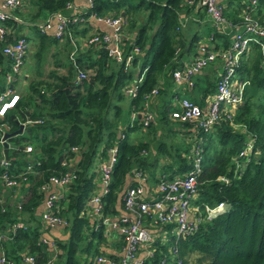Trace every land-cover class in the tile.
<instances>
[{
    "label": "trees",
    "instance_id": "trees-1",
    "mask_svg": "<svg viewBox=\"0 0 264 264\" xmlns=\"http://www.w3.org/2000/svg\"><path fill=\"white\" fill-rule=\"evenodd\" d=\"M29 1V9L22 19L34 27L33 19L45 18L55 11L63 12L65 3L72 0ZM182 1L92 0L90 9L97 13L117 15L123 12L122 26L127 25L126 30L121 26L124 54L135 47L138 50L132 54L129 64L125 66L123 62L115 61L107 55L105 48L94 43L82 49L76 47L70 57L71 37L84 38L90 31L87 22L68 24L62 35L65 39L64 61L55 60V65L63 66L64 70L51 69L45 76L32 79L26 94L19 95L11 114L6 112L4 119L9 124V131L18 127L15 116L11 117L14 112L21 121L32 120L25 123L21 136L19 133L7 138L9 142L23 146L8 149V172L13 175L25 173L18 190L20 198L15 196L13 201L10 196L15 188H5L0 181V195L6 192L0 201V249L8 260L19 264L21 252L34 254L39 262L49 258L48 247L39 241V236L50 229L43 225L40 213L36 211L41 202L43 204L40 186L50 175L69 170L74 174L73 178L64 186V194L55 208L65 220V224L55 226H61L66 237H51L56 248V260L52 264H95L98 254L115 256L108 246L103 224L97 223V218L88 216L85 211L96 186L95 158H105L106 148L117 145L108 190L100 197L102 215L114 218L127 212L122 194L128 186L138 182L136 172L145 175L146 179L148 176L150 182L156 181L161 173L168 176L184 173L190 166L192 149L198 143L202 147L201 170L193 203L201 206L223 201L225 208L214 217L203 219L195 231L180 234L176 255L185 258L183 264H264V48L250 45L235 72L239 80H246L241 102L232 109L221 108L207 130L171 118L168 115L170 104L155 108L145 126L138 116L143 109L144 95L155 86L157 92L163 91L164 88L158 87L161 78L167 86L171 84L172 70L183 64L180 56L185 48L188 51L189 46L197 47L202 42L215 48L229 45L231 32L219 31L210 19L211 25L208 24L205 31L194 32L185 43L179 21ZM219 1L225 18L232 23L238 22L247 0ZM15 12L20 14L17 8ZM137 12L141 13L142 19L136 16ZM251 17L264 25V0L257 1ZM22 23L14 21L13 15L4 21L6 27L13 24L17 30ZM35 31L38 38L36 54L41 57L57 38L49 31ZM19 35L28 38L20 32L10 39L7 32L0 45ZM2 61L0 53V90L6 70ZM78 71H83L85 76L76 79ZM135 75H141L140 81L135 94L129 96L124 88ZM208 76L200 77L201 86L207 81L201 94L196 93L199 88L195 78L193 85L184 90L189 95L194 93L192 100L201 108L206 104L207 94L215 90L216 77ZM133 111L135 117L129 123ZM156 124L159 127L165 125L169 132L178 134L181 143L168 145L162 139L156 140V133L146 138L140 136L146 131L152 133ZM130 134H133L132 138ZM26 144L31 146L29 151L24 149ZM247 145L249 149L240 153ZM218 176H224L227 181ZM19 221L21 225L12 230L13 224ZM145 221L154 235L151 242L154 251L145 258L144 264H174L176 256L171 253L174 235H165L172 231L173 224ZM109 242L120 252L124 237L116 233L110 236Z\"/></svg>",
    "mask_w": 264,
    "mask_h": 264
},
{
    "label": "built area",
    "instance_id": "built-area-1",
    "mask_svg": "<svg viewBox=\"0 0 264 264\" xmlns=\"http://www.w3.org/2000/svg\"><path fill=\"white\" fill-rule=\"evenodd\" d=\"M85 7L81 10L72 1L65 3V11H55L45 18L32 22L34 28L38 32H50L57 40L62 38L68 24L75 23L82 25L91 19L93 22H100L107 26L110 32L100 31L96 28L91 29L90 33L82 38L84 45L96 44L106 49L107 55L117 62H123L125 66L129 64L132 54L137 52V48H133L128 54H124L125 50L121 42L123 31V18L121 14H100L90 7L92 0H84ZM258 0H247L245 8L240 13L238 22H230L223 15V5L219 0H183V3L195 7H202L211 20L212 24L219 31L231 32L229 45L225 48H215L205 42L197 45L191 61L182 64L179 68L172 70V79L177 86L191 87L194 82L195 75L199 73L205 66L221 60V70L217 73L215 79V90L211 94L206 104L201 108L191 98L185 96L174 95L176 106L169 108V116L181 122H190L194 126H200L203 130H207L212 122L218 117L221 108L232 109L239 104L243 97V87L246 80H239L235 74L236 68L250 48L251 44H256L260 49L264 48V25L251 17V10L256 6ZM23 6V0H1L0 1V41L4 39L8 32L4 24L5 19L10 18L11 11ZM212 33L209 35L211 38ZM28 47V40L24 35L15 37L14 40L8 41L0 45V53L6 57L5 67L2 80L3 86L0 90V143L7 138H3V134L9 131V124L4 119V115L8 109L12 108L18 100L19 94L14 88V81L20 73L21 66ZM74 49L70 51L69 56L72 57ZM83 71H78L75 78L84 77ZM140 78L127 84L124 91L133 96L136 92L137 83ZM157 92V86L150 89L144 95L143 109L138 113L143 126L148 124L152 118L150 110L147 108L148 100L152 94ZM26 118L23 123L31 122ZM37 121V120H36ZM73 149L75 147H72ZM25 151H29L31 146L26 144ZM248 145L243 148L240 153H245ZM117 145L112 144L106 148L107 156L100 159L97 164L98 172V190L94 189L88 198V206L86 214L92 218H97V223L104 226V232L114 231L122 234L124 244L121 247V256L119 259H112L98 254L95 257V264H144L146 257L153 254L151 242L154 235L145 225V220L149 223H172V234L174 242L171 246V253L175 254L174 264H183L185 258L176 255L177 239L180 234H187L197 229L203 219H210L222 212L225 203L219 201L214 205L206 203L201 206L193 203V198L197 192V176L201 170L202 147L197 143L192 149L191 163L189 168L182 174H174L168 176L161 173L155 181L154 196L147 197L145 195V187L147 179L145 175L136 172L137 183L128 186L123 194L122 200L125 214L111 218L102 215L103 203L101 195L108 190L110 182V172L112 165L116 159ZM9 161L3 155L0 157V181L4 187L17 188L20 182L25 179V173L10 174L7 170ZM29 166H27L28 168ZM71 170L64 171L58 175H50L47 182L40 186L44 192L43 209L40 217L44 226L53 227L58 224H65V220L56 213V202L62 196L59 191H45L50 184L64 188L73 178ZM218 179L227 181L224 176H218ZM17 207L19 204L17 203ZM21 222H16L12 226V230L20 226ZM39 241L47 247H54V241L43 235L39 236ZM139 251H142L139 254ZM49 258L42 262L36 260L34 254L29 252H21L19 255V264H52L55 255L54 251H50ZM0 264H17L8 260L2 249H0Z\"/></svg>",
    "mask_w": 264,
    "mask_h": 264
},
{
    "label": "crops",
    "instance_id": "crops-1",
    "mask_svg": "<svg viewBox=\"0 0 264 264\" xmlns=\"http://www.w3.org/2000/svg\"><path fill=\"white\" fill-rule=\"evenodd\" d=\"M1 1V0H0ZM73 1V3L77 6V7H79L81 10H83L84 9V7H85V1L84 0H72ZM29 0H23V6L22 7H20V8H17V11H19L20 12V14H18L17 12H15V10H12L11 11V15H13L14 16V21H16L17 23H19V22H23L22 24V26L17 30V27H15V28H13V24H11V25H8V27H7V31L9 32V36H10V39L12 38V36H14L15 34H18V33H20V32H23V33H25L27 36H28V38H27V40H28V44L29 45H31V46H36V44L38 43V38H37V33H36V31H35V29H34V27H31L28 23H29V21H25V20H23L22 19V17H23V15H25V13H26V11L29 9ZM182 4H179L180 6H181V8H180V15L182 14L183 16L184 15H186L188 18H189V21H188V24H186V25H183L182 23H181V25L183 26V28H184V38H185V43L187 42V40L192 36V34L194 33V32H197V33H199V32H201V31H205L206 30V27H207V25L208 24H210L211 25V22H210V20H209V18H208V16L206 15V13L202 10V8H199V7H195V8H187L186 7V5L183 3V1L181 2ZM42 18H44V17H42V16H40V17H36L35 19H33V21H35V20H40V19H42ZM32 21V22H33ZM87 24L89 25V31H91V29H93V28H96V29H98V30H100V31H105V32H110L111 30H109V28L107 27V26H105V25H103L102 23H100V22H93V21H91V19L89 20V21H87ZM204 33H202V35H203ZM206 34V33H205ZM203 37H204V35H203ZM203 37H201V38H203ZM64 38H61V39H59V40H57V42L55 43V44H52L50 47H49V52H50V54H54V56L56 57V58H60V62H63L64 61V52L62 51V53H60L57 49H56V47H59V46H62L63 45V43H64ZM75 40H76V42H75ZM71 42H72V46H71V49L69 48V51H68V54H70V51L72 50V49H74V52H75V50L79 47L80 49H82V48H84L86 45H84L83 44V42H82V37H80V36H78L76 39L74 38V37H71ZM77 47V48H76ZM195 48H196V46H194V45H191V47L189 46V50L187 51L186 50V48H185V52H183L182 53V55L180 56V59L182 60V63L183 64H185V63H188V62H190L191 61V58H192V55H193V53H194V50H195ZM62 49V48H61ZM60 49V50H61ZM26 53H27V51H26ZM2 54V53H1ZM26 55V54H25ZM2 56H3V65L5 64V61H6V57L2 54ZM25 59H26V57H24V62H23V65L24 64H26L27 63V61H25ZM216 61H219V63H216V62H213V63H210V64H208V65H210V67L213 69V71H214V75L213 76H217V73L221 70V60H216ZM22 65V66H23ZM1 66V65H0ZM22 66H21V68H22ZM51 66H53L57 71H59V72H61V71H63L64 70V67L63 66H61V65H53V63L50 65V67ZM29 67V69H28V73L29 72H31L32 71V69H34V65L33 64H31V65H29L28 66ZM209 67V66H208ZM53 68V69H54ZM20 72H21V70H20ZM208 72H209V70L208 69H202L197 75H196V77H195V79L198 81V85H197V87L199 88L198 90H196V93L197 94H201L200 93V90L203 88V86H201L202 85V78H200L201 77V75H205V74H207V75H209L208 74ZM20 74V73H19ZM18 74V75H19ZM18 75H17V77H18ZM29 74H27V75H25L24 74V76H22V77H24V78H27V80H28V76ZM41 75H43V74H38V72H36V73H34V72H32L31 74H30V79L32 78V79H35V78H38V77H42ZM17 77H16V79H17ZM141 77V75H135L134 76V78L131 80V82H133L134 80H136V79H138V78H140ZM24 78H22V81L24 80ZM15 79V80H16ZM29 79V80H30ZM15 82V81H14ZM130 83V82H129ZM128 83V84H129ZM14 84V83H13ZM159 85L160 86H158L159 87V89H162V88H164L163 89V91H158L155 95H152V96H150V98H149V100H148V104L147 105H149L150 107H151V109H152V117H153V111L155 110V108H161L162 106H164V105H171V106H176V102H174V95H178V96H180V94L179 93H181L182 91H184L185 90V88L184 87H182V86H177V84L173 81V79H172V82H171V84L170 85H166L165 83H164V80H163V78H161L160 80H159ZM15 88V87H14ZM16 89V88H15ZM16 91H17V89H16ZM185 92V91H184ZM126 93V92H125ZM19 94V93H18ZM127 94V93H126ZM192 94H194V93H191L190 95H192ZM212 94V93H211ZM211 94H210V96H211ZM20 95V94H19ZM193 96V95H192ZM209 94H207V100L209 99ZM206 102V101H205ZM155 112V111H154ZM14 116H15V118L17 119V121H18V124H19V122H22L20 119H19V115L18 114H16L15 112H14ZM138 116H139V114H138ZM135 117V112L133 111L131 114H130V122L129 123H131V121H132V119ZM172 120V119H171ZM23 123V122H22ZM24 125H25V123H23V127H22V129H21V131L23 130V128H24ZM18 128V127H17ZM20 133V132H19ZM9 149V148H8ZM2 153V152H1ZM3 155V154H2ZM99 160H100V158H95V160H94V168L96 169L97 168V164H98V162H99ZM183 173V172H182ZM182 173H175V174H182ZM150 178L147 176V181H146V183L144 184V187H145V195L147 196V197H151V196H154V192H155V181L154 182H150V180H149ZM152 181V180H151ZM95 190L97 189L98 190V187H99V185H98V175H97V178H96V181H95ZM3 189H4V187H2ZM5 188H7V187H5ZM18 190H20V186L19 187H17V188H15L14 189V194L12 195V193H11V196H10V198H11V201H13V197H19V195H20V193H19V191ZM47 190H50V191H59L62 195L64 194V188H60V187H57V186H54V185H52V184H50L47 188H45V191H47ZM5 193L6 192H3L2 193V196H4L5 195ZM2 196L0 195V201H1V199H2ZM22 196L23 197H25L26 196V194H22ZM43 196H44V192H43ZM195 197H196V195H195ZM194 197V198H195ZM20 198V197H19ZM194 198H193V200H194ZM192 203H193V201H192ZM42 209H43V204H42V202H41V204L39 205V207H38V209L36 210L38 213H41V211H42ZM164 233V232H163ZM171 234H172V231L170 232ZM114 234H116L114 231H111V232H108L106 235V237H107V240H108V246H109V248L110 249H112V251L111 252H113L114 254H116L115 256H113V255H108V256H106V257H109V258H113V259H119L120 258V256H121V251L120 252H117V249L115 248V246L114 245H112V244H110V242H109V240H110V236H112V235H114ZM43 236H45L46 238H48V239H51V240H53L51 237H56V238H60V239H64L65 237H66V232L62 229V227L61 226H53V227H50V229H48V232L46 233V234H44ZM164 236V235H163ZM56 248L55 247H52V248H49L48 247V250H49V252L52 250V251H54L55 252V254H56V250H55ZM142 253V251H139V254H141ZM56 260V257H55V255H54V258H53V262ZM52 262V263H53Z\"/></svg>",
    "mask_w": 264,
    "mask_h": 264
},
{
    "label": "rangeland",
    "instance_id": "rangeland-1",
    "mask_svg": "<svg viewBox=\"0 0 264 264\" xmlns=\"http://www.w3.org/2000/svg\"><path fill=\"white\" fill-rule=\"evenodd\" d=\"M140 12H137L135 15L139 18V19H142V15H141V13L139 14ZM179 21H180V24L182 23L183 25H186V24H188V21H189V18L186 16V15H180V17H179ZM122 28L123 29H125L126 30V28H127V25H126V27L124 26H122ZM183 32H184V28L182 27V34H183ZM51 46V45H50ZM49 46V47H50ZM49 47H47L46 48V50H44L43 51V53H42V56L41 57H39L37 54H36V46H31V45H29L28 44V47H27V53H26V55H25V57H26V59H25V61H27V63L26 64H24L23 66H22V68H21V72H20V74L18 75V77H17V79L15 80V82H14V87L17 89V92L20 94V96H23L24 94H26V91H27V87H28V83L30 82V81H32V78L30 79V74L32 73V72H34V73H36V72H38L39 73V75L40 74H43V75H41L42 77L43 76H45V74L49 71V70H51V69H53L54 67L53 66H51L50 67V65L53 63V65L54 64H56L55 63V60L57 59L55 56H54V54H50V52H49ZM65 46L64 45H62V46H59V47H56V49L57 50H60L61 48V51H59L60 53H62V51L64 52V50H63V48H64ZM126 51V50H125ZM214 62H216V63H219V61H214ZM213 63V62H212ZM31 64H33L34 65V69H32V71L31 72H29L28 73V69H29V65H31ZM209 66V67H208ZM213 68V67H212ZM55 69V68H54ZM204 69H208L209 70V72H208V74H209V76H208V78H211V79H214L216 76H213L214 75V71H213V69H211V67H210V65H207V66H205L204 67ZM24 74L25 75H27V74H29L27 77H28V80H27V78H24V77H22V76H24ZM211 76H213V77H211ZM22 78H24V80L22 81ZM207 78V79H208ZM30 79V80H29ZM206 82L207 81H204V83H203V86H207L206 85ZM180 94V96H185V97H188V98H193L191 95H189L188 93H186V92H184V91H182L181 93H179ZM210 94L211 93H209V96H210ZM147 108H149L151 111H152V109H151V107L148 105L147 106ZM169 108H173V106H169ZM13 111V109L12 108H10V109H8V111H7V113L8 114H11V112ZM168 115H169V113H168ZM156 129V130H155ZM155 129H153L152 130V133H150V132H147L146 131V133L145 134H141L140 136H143V138H146L147 136H152V135H154V133H156V140H159V139H162V140H164L165 141V143L166 144H168L169 145V143H181V141H180V136L177 134H173V133H171V132H169L170 130H168L167 129V127L165 126V125H161L160 127L156 124L155 125ZM22 133H24L23 131H21ZM20 132V134H19V136H21L22 135V133ZM171 133V134H170ZM139 134V132L138 133H136V135L135 136H137ZM155 136V135H154ZM133 137V134H130V138H132ZM181 138H182V136H181ZM150 140H151V138H150ZM0 152H1V146H0ZM20 186V185H19ZM166 236L167 235H171V233L170 232H168V233H166L165 234ZM193 255H191V257H192Z\"/></svg>",
    "mask_w": 264,
    "mask_h": 264
},
{
    "label": "water",
    "instance_id": "water-1",
    "mask_svg": "<svg viewBox=\"0 0 264 264\" xmlns=\"http://www.w3.org/2000/svg\"><path fill=\"white\" fill-rule=\"evenodd\" d=\"M121 14H123V12H121ZM13 116H14V115L12 114L11 117H13ZM15 121L18 122L16 118H15ZM22 127H23V123H22V122H19V124H18V128L15 129V130H13V131L5 132V133L3 134V138H8L9 136H11V135H13V134H19V132H21ZM16 145H17L18 148H22V147H23L21 144H19V145H18V144H14V143L9 142L7 139H4V140L0 143V146H1V152H2L3 156H4L5 158H8V156H7L8 148H10V147H16Z\"/></svg>",
    "mask_w": 264,
    "mask_h": 264
}]
</instances>
